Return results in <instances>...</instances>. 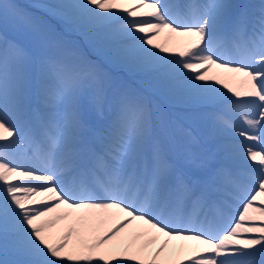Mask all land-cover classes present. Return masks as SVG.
<instances>
[{
  "label": "snow or ice",
  "instance_id": "6c2138e0",
  "mask_svg": "<svg viewBox=\"0 0 264 264\" xmlns=\"http://www.w3.org/2000/svg\"><path fill=\"white\" fill-rule=\"evenodd\" d=\"M43 7L100 56L217 105L222 129L242 138L233 147L241 170L201 182L174 166L132 92L118 91L115 119L86 138L82 101L91 91L102 106L106 74L81 53L56 51L37 17L0 0V22L11 18L39 52L0 38V250L21 257L13 264H264V3L257 14L227 0ZM224 80L235 86L221 91ZM33 94L46 114L31 107ZM23 144L33 155L20 163ZM184 158L195 163L190 148Z\"/></svg>",
  "mask_w": 264,
  "mask_h": 264
},
{
  "label": "bare ground",
  "instance_id": "6f19581e",
  "mask_svg": "<svg viewBox=\"0 0 264 264\" xmlns=\"http://www.w3.org/2000/svg\"><path fill=\"white\" fill-rule=\"evenodd\" d=\"M48 1L49 3L54 2V0ZM166 2L175 5H188L204 3L205 0H166ZM227 2L234 6V11L244 10L250 14H257L264 0H227ZM28 4L30 5L28 10L23 7L19 8L40 20L46 30L50 32L52 43L59 45L55 49L56 51H67L69 55L72 52L83 54L99 65L106 74L107 84L114 81L108 90H105L101 107L96 105L91 91L85 94L81 106V116L85 123L84 135L86 138H90L93 133L103 132L115 119L117 113L115 94L118 91L132 92L144 98L152 123V139L161 145L174 166L201 182L218 169L229 170L233 173H238L241 170V162L233 151V147L235 139L242 138H234L229 130L222 129L217 119L220 114L217 105L196 100L183 92L176 95L169 94L152 77L97 54L71 27L70 29L75 34L70 37L65 31L58 30L57 25L66 23L50 15L40 0H29ZM167 39V34H162L157 42L164 43ZM171 39L176 42L184 38L173 37ZM29 40L31 50L34 56H37L39 52L30 33ZM106 65L110 68L109 70ZM216 73L217 70L213 69L212 74ZM224 83L235 86L231 80H224L220 85L215 86L226 92ZM30 104L40 113L48 111L43 105H38L34 94L30 98ZM225 118L233 120L240 129L247 130V126L238 117L225 115ZM186 147L190 148L193 153L195 163L185 161L184 149ZM13 155L18 162L23 163L25 158L33 155L32 146L23 144ZM18 259L21 257L16 256L10 250H0V261L7 260L9 264H13Z\"/></svg>",
  "mask_w": 264,
  "mask_h": 264
},
{
  "label": "rangeland",
  "instance_id": "374dc122",
  "mask_svg": "<svg viewBox=\"0 0 264 264\" xmlns=\"http://www.w3.org/2000/svg\"><path fill=\"white\" fill-rule=\"evenodd\" d=\"M29 0H10V2L15 3L20 7H29L27 5ZM40 2L45 6L49 4L48 0H40ZM55 21V20H53ZM59 27V28H58ZM58 30H62L68 33V36H73L75 33L70 30V26L68 24L65 25H57ZM0 38L6 39L7 41H15L21 44L23 47L27 49L30 56H33L31 51V43L29 40V32L19 28L14 21L9 18L6 22H0ZM100 60V58H98ZM108 67V66H107ZM111 83H108L106 87H109Z\"/></svg>",
  "mask_w": 264,
  "mask_h": 264
}]
</instances>
